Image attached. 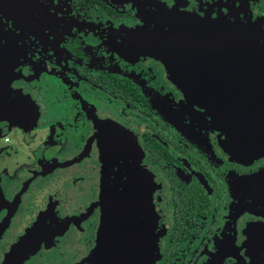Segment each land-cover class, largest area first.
Segmentation results:
<instances>
[{"label": "flooded vegetation", "instance_id": "af4514ba", "mask_svg": "<svg viewBox=\"0 0 264 264\" xmlns=\"http://www.w3.org/2000/svg\"><path fill=\"white\" fill-rule=\"evenodd\" d=\"M181 16L264 36V0H0V264H94L104 188L127 264H264V156L225 126L258 78L237 40L169 48Z\"/></svg>", "mask_w": 264, "mask_h": 264}, {"label": "water", "instance_id": "95a60500", "mask_svg": "<svg viewBox=\"0 0 264 264\" xmlns=\"http://www.w3.org/2000/svg\"><path fill=\"white\" fill-rule=\"evenodd\" d=\"M180 24H192L196 22L198 26L194 29L189 28L185 34L184 43H176L175 39L177 34L172 36L171 33L167 35L168 47L172 46V39L174 38L175 47H193L194 53L203 55L206 53V49L211 47V54H219L218 50L223 45H235L237 40V46L242 48L239 54L243 55V69H247L250 73L249 76L254 75L258 78L254 84L253 98L250 101H244L239 108V116L232 119L229 118L226 126V131L233 144V152L241 160H254L258 157L264 156V36L262 32H259L254 25L237 23L234 25L227 24V28L219 25L217 22H208L207 20H193L190 16H181L179 19ZM217 23V24H214ZM221 24H223L221 22ZM217 25V26H216ZM181 29H184L181 26ZM184 35H179L180 41H183ZM153 52H156V48L152 47ZM203 63V59L199 61ZM202 68V66H200ZM198 67L194 68L197 70ZM194 73H197L194 71ZM202 75L195 74L190 81L191 83L182 82V88L186 95L189 97L192 105H196L201 109H207L214 104L207 98L206 85L201 82ZM249 88H253L252 85H248ZM258 92V94L256 93ZM216 109V108H215ZM216 121H219V116H214ZM218 125H220L218 123ZM112 206L109 203V194L107 189L104 188L103 192V209L105 210V216L101 229L106 233V236L99 243V246L94 255V264H127L128 256H124L128 252L126 251L127 244L121 242L117 244V236L111 238L107 237V230L111 224L109 220V214L113 213L112 210H108V207ZM116 206V205H115ZM143 212L141 215L143 216ZM148 215V213H147ZM136 232L140 233V225L136 229ZM142 232V227H141ZM122 241L129 240L131 234V227L124 228L122 230ZM143 237V234H141ZM140 238V236H138ZM133 246V245H132ZM120 254L122 256L120 261L112 260L111 255ZM146 257H137V261L132 260L131 264H152V252L148 250ZM106 256V259H104ZM134 256V253H133Z\"/></svg>", "mask_w": 264, "mask_h": 264}]
</instances>
